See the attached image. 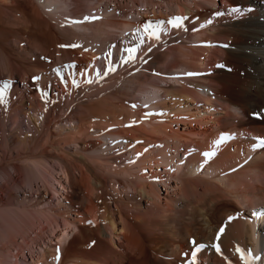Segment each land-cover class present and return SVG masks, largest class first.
Wrapping results in <instances>:
<instances>
[{
    "label": "bare ground",
    "instance_id": "bare-ground-1",
    "mask_svg": "<svg viewBox=\"0 0 264 264\" xmlns=\"http://www.w3.org/2000/svg\"><path fill=\"white\" fill-rule=\"evenodd\" d=\"M6 1L25 7L31 3V0ZM48 1L43 5L42 2L40 4L35 0L32 2L33 10L31 12L28 10L30 15L22 16L23 19L27 18L26 24L28 21L36 24L41 34H45L47 40L53 44L56 42L57 29L61 32L60 24L63 22L65 24L63 26H66L65 32L71 29L75 35L85 36L90 40L98 38L105 42L108 40L111 43L122 42L123 44L130 39L127 44L125 42L128 48L134 46L132 42L134 38L131 35H137V29L145 31L144 25L147 22H154L145 16L140 20L123 19L120 14L110 13L113 12L109 8L112 0H106L104 3H101L102 0H96V2L94 0L95 3L91 4H102L103 15L98 17L90 15L89 18L95 17V19H88L90 23L85 24L82 16L68 14V9L60 4V0H56L55 3L58 4L59 9L64 8L63 14L59 13V10L56 11V8L48 9L45 6ZM204 1L205 3L201 4L196 0H174L173 4L176 5L177 11L170 10L174 12L175 17L186 18L181 27H172L175 31H171L172 33L166 39L176 42L177 46H170V50L163 53L155 52L153 47H146L138 57L137 63L126 64L124 67L122 75L132 73L133 83H141L143 77L153 80L148 81L147 85H150L151 90H155H153L154 94L148 97L145 95L144 100L147 105L139 110L143 117H137V112L132 111L136 118L146 125L140 126L141 122L135 126L133 123L134 127H131L132 124L126 122L136 119L133 117L134 114L130 113L131 120L128 118L129 120L125 122L128 126L130 125V128L127 129L126 126L124 129V132L130 133V137H126L127 134L120 130H112L109 127L112 125V120L121 123L122 127L125 116L121 112L125 109L122 110L124 105L119 104L120 102L128 103L131 96L129 98L128 95L121 94V97H117L118 92L112 91L111 96L107 97L109 92L105 95V87L97 86L92 90L96 103L92 101L88 110L93 119L100 117L102 111V118L105 119L95 120L93 122L95 125L89 129L81 128L75 123L72 113L68 112L65 116L66 120L68 118L65 121L67 126L63 124L64 120L55 121V132L62 136V139L54 138L53 141L49 138L50 141L37 152L33 149L34 147L32 149L30 147L29 149L35 152L18 151L15 156L11 155V159L25 163L26 166L34 164L37 168L40 167L39 169L43 170L41 175L45 185L50 184L49 179L46 180L48 175L44 174L48 159L62 164L64 176H53L60 186L52 187V189L54 197L62 206V211L64 210V213L60 215H64L62 217L65 225L60 232L52 236L51 243L56 244L54 243L56 240L65 248L69 244H74L73 239L76 237H83L86 244L94 241V246L83 249L81 256L77 253V256L73 254L75 256L69 259L70 264H98L92 262L94 259L98 261L97 257L101 255L104 258H101L103 260L99 261V264H192L193 245L190 241L193 238L197 244L205 245L197 252L194 264H245V259L241 258L242 253L237 249L243 250L245 256L251 253L252 257H259L252 260L251 264H264V214H254L264 213V145H259V140L264 139V0H224L223 5L218 4L216 0ZM114 2L119 1L114 0ZM16 10H18L17 7ZM19 10H21L18 11L19 13L23 11L21 8ZM74 21H80L79 28ZM191 22L196 24L202 22V26L191 37H187L190 31L186 26ZM83 27L89 28L90 31ZM127 28L130 30L134 28L135 32L129 33L126 37L118 36L116 33L123 29L125 31ZM110 30L115 32L111 33ZM187 38L194 42H202V49L198 46L189 48L191 45L184 43V41L187 42ZM152 40L154 44H156L155 41L161 45L164 44V39L152 38ZM105 42L101 43L106 44ZM214 43L222 47H212ZM194 50H202V62L198 59L199 57H195ZM168 56H172V61L163 64L162 62L166 61L165 58ZM215 56L220 59L217 63L225 65L223 69L212 67V59ZM192 62H196V65H192ZM170 63H176L174 68L167 67ZM159 73L164 75L160 78L161 82L165 81V84H162L158 78L153 79ZM33 75L39 78L41 87L43 85L47 99L44 103L45 111H37L35 106H28L29 110L25 109L24 114L28 116L36 129H40V122L47 124L50 121V109L54 100L64 98L62 92L66 86L62 85L60 89L50 80L49 74L42 67L36 66L32 69L27 81ZM11 76L10 84L18 87L17 72L14 70ZM115 80L109 81V84L105 83L106 86L110 87L109 85H113ZM27 81H21L22 91H25ZM0 87H2L1 78ZM139 88L141 89V86ZM137 90L140 91L138 88ZM163 94L174 98L184 96L191 100L197 97L198 100L200 97L205 105L197 106L196 112L193 113H190V107H187L186 112L189 108V113L186 114L189 115L183 120L178 117V119L173 118L174 122H167V120L156 122L158 116L155 108H159L164 100L153 101V99H158ZM97 98L100 100L97 101ZM114 98L119 99L114 100ZM138 102L135 105H140V101ZM24 103L26 102L23 100L22 104ZM22 104L17 108L20 109ZM118 108L122 111H118ZM97 111H100L99 114ZM110 115L114 118L110 119ZM173 123L175 124L172 126ZM84 129L88 131L84 132ZM222 134L224 139L217 144ZM85 135L101 138L102 141L87 142L83 137ZM145 139L151 141L150 144L153 147H150ZM123 140L126 143L122 144ZM68 143H74L73 147L76 146L75 150L73 149L74 152L64 149L66 146L72 149V145ZM37 145L35 147L40 148ZM116 147L122 150L125 156L130 155L128 148H134L139 157L133 159L128 156L125 164L117 165L115 156H112ZM206 152H214V155L206 157L204 155ZM74 163L82 164L89 171L87 176L90 175L93 184L88 182L90 188L86 186L92 194L90 195L87 189L88 198L81 196L82 185H78L81 175L78 178ZM147 164H151L150 168L160 169L145 175L143 170ZM99 167L104 168L103 170L110 173L112 177L118 176L115 189L119 191L121 203H116L115 209H110V215L114 216V213L119 215L117 223L113 221L110 224L107 221V224L103 219L100 220L98 213L100 210L97 209L96 201L98 195H101L99 191L102 186L98 178ZM13 168V175H19L20 165H14ZM140 169L141 171H138ZM5 173H7L6 178L10 179L12 175ZM99 174L101 177L104 175ZM66 178V182L72 184L69 187L70 191L64 183ZM110 179L115 178L110 177ZM81 181L85 180L82 178ZM60 189L70 192L69 196L72 192L75 198L82 199L77 207L74 206L75 209L73 208L72 212L70 210L71 214L69 213L72 207L71 196L62 195L64 201L69 200L64 204L57 198V195L61 196ZM86 199L88 206L85 205ZM129 200L137 210L133 214L130 211L131 220L135 221V225L130 220L131 215L124 213L123 204ZM144 203L148 205L146 214L140 212V206ZM90 217L97 223H92L93 225L90 224L91 226L85 228L84 224L90 222ZM229 217L232 219L229 220ZM116 225L119 226L120 232L115 236ZM222 227L224 231L220 233ZM218 233H220L219 238H217ZM217 245L219 251H217ZM46 246H40L39 254L33 261L24 258L25 264H40L41 259L54 254L50 249L52 246L48 250L45 249ZM89 252L93 255L86 257V254H90ZM36 258L39 262H36ZM18 259L20 258L17 256L12 264H19ZM65 260L66 256L62 255L57 261L59 264H69V262L65 263Z\"/></svg>",
    "mask_w": 264,
    "mask_h": 264
},
{
    "label": "rangeland",
    "instance_id": "rangeland-1",
    "mask_svg": "<svg viewBox=\"0 0 264 264\" xmlns=\"http://www.w3.org/2000/svg\"><path fill=\"white\" fill-rule=\"evenodd\" d=\"M36 1L39 3L42 2L43 5H44V2H47V0H36ZM55 1L56 0H51V1L49 0L47 4L48 6L47 5L45 6L48 7V9L49 7L50 8L52 7L54 9L56 8V11L59 10V13L63 14L64 8L59 9L58 4L55 3ZM89 1L91 2L89 3ZM102 1L103 2L101 3L106 2V0H102ZM115 1H119V2L116 3L114 2V0L110 2L109 8L111 11H113L110 13L120 14L123 19H127V20L128 19H132V20L139 19L140 20L141 18L145 16V17H148L150 20H154L153 23L162 20L165 22L164 24L169 25L167 21L175 17L174 12L172 11H177V8L175 7L176 5L173 4L174 0H171V1L169 0H115ZM196 1L201 2V4L202 2L205 3L204 0H196ZM32 2H35V0H31L30 5L29 6L27 5L26 7L23 5L22 7V6H18L17 4H14V5H17L16 7L18 10H16V7L11 2H7L6 0H0V78H1L2 87H3V82H9V87L5 90L3 94V100L2 102H0V191H1L0 192V264H12V262L16 261L15 258L17 256L18 258H20L18 259V261H20L19 264H25L24 258H28L30 259V261H33L34 257L39 254V251H40L39 248L41 245L43 246L47 245L45 247L46 250H48L49 247L52 246V248L50 249H52L51 251H53L54 254H52L53 257L51 254H49L50 256L48 255L45 258L41 259L40 264H59V261H57L58 260L57 257H55V255L57 254L58 255L61 254L60 256L65 255L66 256L65 263L69 262L70 264V260L72 259V257L74 258V256L75 255L77 256V254H80L81 256L82 255L81 252H84L83 249L85 248L90 249L91 247L94 246V241H90L89 243L86 244L84 243L86 242V240H83L84 239L83 237L80 236L82 239L76 237L73 239V241L75 240L74 244L73 243L69 244L68 246L65 247L66 249L63 248V245L58 243L56 240H54V243L56 244L51 243L52 236L56 232H60L61 231L60 229L63 228L65 225L64 223L65 221L63 220L64 215L62 214L63 217L60 215V213H64L63 212L64 210L62 211V206L57 202L56 197H54L53 189H52V187L58 186L59 188L60 186L58 185L57 181H55V177H59L60 175L64 176V172H62L63 170L62 169L63 166H61L62 164L58 163L56 160L54 162V160L50 161L52 159H48L49 163L47 162L46 164H48L49 166L45 165L46 171L44 172V174L48 175L47 176L48 178L46 177L47 178L46 180L49 179L48 181L50 182V184L45 185L44 184L45 180L43 181L42 175H41V172H43V170L39 169L40 167L37 168V166H35L34 164H30L29 166H26L25 163L18 162L17 160L11 159V155L15 156L18 151L26 152L29 150V151L35 152L36 150L37 152L38 150L40 151L42 146H44L45 143L50 141L51 139H53V141H54V138L55 140L62 139V136L57 135V133L55 132V129H54L55 121L64 120L63 124L67 126L65 121H67L68 118L66 120L65 116H66V113L68 112L72 113V115L75 118V123H77L78 126H81V128L89 129L95 125L93 123L95 122V120L100 121L101 119H105L104 117L102 118L101 110H100L101 112L97 111L98 114L99 112L101 114L100 117L98 116L97 119L96 118L93 119L91 114H89V110H88L90 104L93 103L92 101L96 100V98L93 97L94 94L92 90H94V88L97 86L105 87L106 89L104 90L105 95L109 92V94L106 95L107 97L111 96L110 92L112 91L119 93V94L118 93L116 94L117 97H121L122 95H128L130 98L131 96L130 100L128 99L127 101L128 103H125V102L123 104L121 102L120 104L118 103L121 106L123 105L125 106V104H127V106L122 107L123 108L122 110L125 109L124 112L120 110L121 108H118V111L119 110L122 111L121 113L125 116L122 127H121V123L115 120H112V125L109 126L112 130L114 131L120 130L125 135L127 134L126 137H130L129 132H128L129 134L126 133L127 131L124 132L125 127L127 126L126 128L128 129V127L130 128L131 124H132L131 127H134L133 123L136 126L142 122L140 119L136 118L135 113L137 112L136 113L137 117L138 116H140V118L143 117V115L140 113L141 111L139 110L144 109V107H146L147 105L145 103L144 97L146 96L148 97L151 94H154L153 92L155 90L154 89L151 90L150 85H147L149 82L153 81L151 78L147 79L146 77H143L142 78V82H144L143 85H142V82L138 83L140 84L138 85L137 83L132 82V77H131V75H133L132 73L128 74L129 76L128 75H125L126 77L123 76L122 72H124L125 70L124 69L125 65L137 63V61H139L138 57L140 56L141 52H143L144 48L146 47H153L155 48L154 50L155 52L163 53V52L169 51L170 48L173 47V45L174 47H176L177 45H176V42L174 43L171 39L166 40L167 36L170 35V33H172L174 30L171 25H169V27L167 25H162L163 30L159 34L160 35L159 39L160 40L164 39V42H163L164 44L161 45L156 41H155L156 44H154L152 38L148 36L149 33L147 31L140 29L141 32H143L144 34L143 35L144 43L140 44V39L138 35L133 34L131 35V37L135 39V40L132 39V42H134V46L132 45L131 47L127 48L126 44L128 40L130 39L124 41L123 44L122 42L111 43L108 40L105 42V40H102V39L100 40L98 38H94V39L91 38L90 40L89 38L85 36L75 35L74 32L71 31V29L65 32L64 29L66 28V26H63L65 25L63 24V22L60 24L62 27L61 26H60L61 28L59 27L61 29V32L57 29V32L55 35L57 37L55 38L56 42H54L53 44L49 42V40H47V38L45 37V34L43 33H42L43 35L41 34L36 24H34L33 22L29 23L28 21L27 22L28 25H27L25 21L27 18L23 19L24 15L25 16L30 15L29 12L33 10ZM92 2H94V0H60V4H63L66 7V9H68L69 11V12L67 11L68 14L70 15L77 14L78 16H82L83 20L82 19L81 20L84 21L85 24L90 23L88 22V20H85V17H89L90 15L95 16V17L103 15L102 13H103L104 8L102 7V4L99 3L97 5H94V4H91ZM216 2L220 5L224 4V0H216ZM87 4H89V6H87ZM117 6L119 8H117ZM20 8L23 10L21 13H19L21 11L19 10ZM170 9L171 10L174 9V10L171 11ZM28 10L30 11L28 12ZM22 22L25 24H23ZM29 24L31 25L29 26ZM32 25L36 26L37 29L33 27ZM76 26L78 27L79 24L76 23ZM119 26H121V24H119ZM200 26H202V22L200 24L191 22L190 25L186 26L188 31H190L188 32L189 34H187L186 36L191 37L193 33H196V31L199 30ZM85 28L88 29V31H90L89 28L87 27ZM110 32L114 33L115 31L110 30ZM131 32L132 33L135 32L134 28L132 30L127 28L125 31L124 29L119 30V32H116V33L118 34V36L126 37ZM96 39L97 41H95ZM186 41L187 42L184 41V43L191 45V47L188 46L189 48H192V47L195 48L196 46H198V48L201 47L202 49V42H194L190 38H187ZM101 42H105L106 44L101 43ZM62 45L66 47H61ZM70 45H75V46H70ZM137 45H139V47L135 53L136 58L134 60L129 61L126 64L122 63V57H126L128 55V53L126 52V49L136 47ZM212 47H222V46H219L217 43H214ZM157 48L159 49V51ZM201 51L202 50H197L195 53L196 55L195 57L196 58L199 57L198 59H200V61L202 62L201 60L202 52ZM109 53L111 54L110 64L111 66L115 67V70L109 72L107 75H104L106 67L109 66V57H108ZM168 58H165L166 61H163L162 63L165 64V62L172 61V56H168ZM213 59H212L213 62L211 64L212 67L216 66L221 69L224 68L225 65L223 63H217L218 62L217 60H220L219 58L217 59V56H215V58ZM67 65H74V67L69 68L67 67ZM175 65L176 63H170L167 67L174 68ZM192 65H196V62L193 63ZM36 66L42 67L49 74L50 80L54 82L56 85H58L60 89H62L61 88L62 85L66 86L62 92L64 98L54 100L55 102L53 103L50 109L51 110L50 115H49L50 121L47 124L46 122H42V123L40 122L39 124L40 129H36L33 123L31 122V120L28 118V116L24 114L25 113L24 110L25 109L27 110L28 106L29 107L35 106L37 111H42V112L45 111L44 103H46L47 99H46V94L43 90V85L41 87L38 79L37 80L33 79V77H36L35 75L31 76L30 80L27 81L29 72H31L32 69L36 68ZM57 69L60 70L59 73L56 71ZM14 70L17 72V78H18V84H19L18 87H13L10 84V78L12 77L11 74ZM97 71H99L100 73L99 76L97 75ZM144 73H146V70H144ZM152 75L154 76L155 74H152ZM62 77H63V81H65L66 83L62 82ZM160 77L163 78L164 75L162 73L156 74L153 79L158 78V80L161 82ZM73 79H75L78 82V85H79L78 87L73 86ZM24 80L27 81V83H26V88H24L25 91H22L21 88L23 87V85L21 81H24ZM112 80H115L114 84H116L117 86L114 84L113 85L111 84L112 86H114V88L111 85H109L110 87H107L108 85L106 86L105 83L109 84L110 83L109 81H112ZM158 80L156 81L158 82ZM87 81H91V82L89 83ZM171 81H174V80L171 79ZM161 83L165 84V81ZM125 85H127V87ZM135 85L140 91L137 90ZM139 86H141V89L139 88ZM189 87L191 88V86ZM123 88H126L129 91L127 92V90ZM136 90L138 92H136ZM201 91L200 93L202 94ZM181 97L174 98L173 96H170V95L167 97L166 94H163L158 99L154 98L153 101L164 100V102L160 105L159 108L158 107L155 108L156 114L158 116V119L155 121L159 122L162 120L163 121L167 120V122H172V121L174 122L175 119H178V117L179 119L183 120L185 119L187 115H189L186 113L196 112L197 106H202V104L205 105L204 103H202L201 101L202 98L200 97L198 100H197L198 97L195 98L194 100H191L190 98L184 97V96H181ZM115 99L116 98H114V100ZM118 99L119 98H117L116 100ZM23 100L24 102H26L24 103L25 105L22 104ZM98 100H100V98L99 99L97 98V101ZM129 101L133 103L131 104ZM138 101H140V105L137 106L135 104L139 103ZM21 104H22L21 108L18 109L17 107H19ZM187 107H190V111L188 108L189 112L188 111L186 112ZM210 110H212V108H210ZM132 111H134L135 113H132ZM158 111H160L161 113H157ZM130 113L134 114L133 117H135L136 120L132 119V121H127L129 120L128 118H130V115H132ZM33 114L35 115V112ZM250 116L252 117V115ZM110 117H111L110 119L114 118L112 115H110ZM211 120H213V118H211ZM137 121H139V123H137ZM125 122L129 123L130 125L128 126V124H126ZM174 124L175 123H173L172 126ZM141 125H146V124L142 122L140 126ZM83 131L85 132L88 130L84 129ZM83 137L87 142L99 143L102 141L101 138H97V137H92V136H87V135ZM147 142L149 144L151 143V141H148V140ZM123 143H126V141L123 140L122 144ZM68 144L72 145V149L67 146L64 149L70 150V152H74L76 148V146L73 147L74 143L72 144L68 143ZM36 145L39 146L40 148H36L35 147ZM149 146L153 147V145L151 144ZM30 147L31 149L32 147H34L33 149L35 150L29 149ZM115 149L116 150H113L112 152V156H115L117 165L125 164L126 157L128 156L133 157V159H137L139 157V155L134 151L135 150L134 148L127 149V150H130L128 151L130 152V155L128 156H125L124 152L120 150L119 148L116 147ZM70 152L69 151L67 152L68 153L67 156L70 154ZM14 165H20L21 172L19 175H13ZM73 166H74V170L76 169L78 178H79V175H81L80 179H78L80 183L78 185L80 186L82 185V188H83V189L81 188L82 191L80 192L82 198L84 197L86 198L87 196L89 197V194L90 195L92 194L90 190L88 189L90 188L89 187L90 183L88 182H91V184H93L92 180H90L91 179L90 175L87 176L89 174V171H87V168L85 166L79 163L78 164L74 163ZM150 167H151V164H147L143 170L144 172L143 174L150 175L152 174L153 170L159 171L160 169V168L154 169V167L153 168H150ZM103 169L102 168L100 169L99 167V170H98L99 173H101L102 175L104 174L101 177V175L98 173L99 175L98 178L102 182V186L100 187L101 189L99 191L101 195L100 196L98 195L97 200H96L98 204L97 209L98 211L100 210L98 213L100 215V220L103 219L107 224L108 222L112 224L113 221H116L117 223V221L119 220V215L115 213H114V216H112L113 214L110 215L111 214L110 209L111 208L115 209L116 203L118 204L121 203L119 202V198H120L119 191L118 189L117 190L115 189V186H116L115 183L118 180L117 179L118 176L114 174L116 177L115 176L112 177L110 173L104 171ZM47 170L49 173L47 172ZM138 171H141V169ZM5 172H8L12 175L10 179L6 178L7 173ZM54 175L55 177L53 178ZM83 175L86 177V179ZM110 177L115 178V179H110ZM82 178L85 181L82 182L81 181ZM66 181H67V178L65 179L64 183H65L67 190L70 191L71 188L69 189V187H71L72 184L71 183L69 184V182L67 183ZM86 186H88V188ZM87 189L90 192L89 194H88ZM60 190H61V196L57 195V198H59L64 204L66 202H69V200L66 199V201H64L65 199L63 198L62 195L66 194L65 196H68V197L71 196L70 203L72 204V207L69 209V213L71 214V212L73 211L72 209L73 208L75 209V207H77L79 202H82L81 201L82 199L80 200V199L75 198L72 192L71 194L73 196L72 195L69 196L68 194H70V192H68L67 190H64L65 192L62 189ZM72 197L74 199H72ZM130 203L132 204L131 200L124 202L123 204L124 210H125L124 213L128 216H130L131 214L137 211L136 208L133 206V204L131 205ZM85 205L86 206L89 205L87 199L85 201ZM147 206L148 205L145 203L142 204V206H140V209H141L140 212H142V214H146V211H148ZM131 217L132 215L130 216V220H131ZM89 219H90V222L84 224L85 228H88L89 226H91L90 224L92 223L93 224L97 223V222L92 221L94 219H91V217ZM131 221L135 225V221L134 220H131ZM115 228H116L115 229V236H116L119 234L120 229H119V226L117 227V225ZM23 238H24V241H23ZM57 249H59V252L57 251ZM91 254L92 253L86 254V257L88 255H90L88 257H91ZM99 257H97L98 261L92 258L94 259L92 263L97 262L99 264V261L101 262L103 260L101 258H104L103 255H101L100 259ZM54 258H56L57 260ZM38 259L36 258L37 260L36 262H39Z\"/></svg>",
    "mask_w": 264,
    "mask_h": 264
},
{
    "label": "snow or ice",
    "instance_id": "snow-or-ice-1",
    "mask_svg": "<svg viewBox=\"0 0 264 264\" xmlns=\"http://www.w3.org/2000/svg\"><path fill=\"white\" fill-rule=\"evenodd\" d=\"M88 19H95V17H91V18L85 17V20H88ZM184 19H186V18H183V17H174V18L169 19L167 21V23L169 25H171L172 27L179 28V27H181L183 25ZM74 22H77L78 23L80 21H74ZM164 23H165L164 21H158V22H155V23L149 21V22H147L144 25V29H145V31H147L149 33L150 38H155V39L159 40V38H160V35L159 34L163 30L161 26ZM137 35H138V37L140 39V44H143L144 43V40H143V35L144 34H143V32H141L140 29H137ZM70 46H75V45H70ZM61 47H66V46L62 45ZM138 47H139V45H137L136 47H132V48L126 49V52L128 53V55L126 57H122V63H125L126 64L129 61L134 60L136 58L135 57V53H136ZM108 57H109V66L106 67L105 72H104V75H107L109 72L115 70V67L111 66V64H110V61H111V54L110 53L108 54ZM67 67L72 68V67H74V65H67ZM56 71L58 73L60 72L59 69H57ZM97 75L98 76L100 75L99 71H97ZM33 79L34 80H37L39 78L38 77H33ZM62 82H65V81H63V77H62ZM87 82L90 83L91 81H87ZM73 86H77V87L79 86L78 85V82L75 79H73ZM8 87H9V82H3V87H0V102H2V100H3V94H4L5 90ZM223 139H224V135L222 134L221 140L220 141H217L216 143L217 144L221 143L223 141ZM261 143L264 144V141H262ZM204 155L206 157H210V156L214 155V152H206V153H204ZM254 214H264V213H254ZM231 219H232V217H229V220H231ZM223 231H224V229L222 227L220 229V233H222ZM220 233L217 234V238H219ZM190 243L193 245V251H192V254L191 255H192V264H194V261H195V257H196L197 252L201 248L205 247V245H203V244H197V242H196V240L194 238L190 241ZM216 248H217V251L220 250L218 245L216 246ZM57 251L59 252V249H57ZM237 251L242 253V257L241 258L242 259H245V264H251V261L252 260L259 259V257H252L251 256V253H247L246 256H245L243 254V250H241V249H237ZM58 258L59 257L57 256V259Z\"/></svg>",
    "mask_w": 264,
    "mask_h": 264
}]
</instances>
